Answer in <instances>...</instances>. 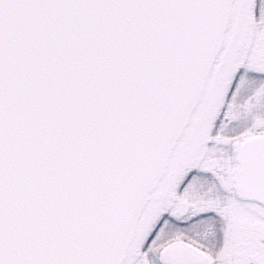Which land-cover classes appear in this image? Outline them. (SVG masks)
I'll return each mask as SVG.
<instances>
[{"label":"snow or ice","instance_id":"6c2138e0","mask_svg":"<svg viewBox=\"0 0 264 264\" xmlns=\"http://www.w3.org/2000/svg\"><path fill=\"white\" fill-rule=\"evenodd\" d=\"M0 264H264V0H0Z\"/></svg>","mask_w":264,"mask_h":264}]
</instances>
